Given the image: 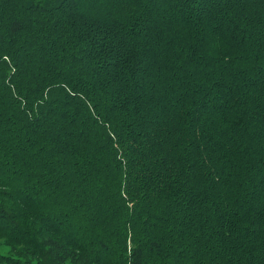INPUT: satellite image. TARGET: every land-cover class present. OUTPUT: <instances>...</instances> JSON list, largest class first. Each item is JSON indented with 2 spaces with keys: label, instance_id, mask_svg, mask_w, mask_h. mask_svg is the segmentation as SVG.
I'll use <instances>...</instances> for the list:
<instances>
[{
  "label": "trees",
  "instance_id": "trees-1",
  "mask_svg": "<svg viewBox=\"0 0 264 264\" xmlns=\"http://www.w3.org/2000/svg\"><path fill=\"white\" fill-rule=\"evenodd\" d=\"M0 244L264 264V0H0Z\"/></svg>",
  "mask_w": 264,
  "mask_h": 264
},
{
  "label": "rangeland",
  "instance_id": "rangeland-1",
  "mask_svg": "<svg viewBox=\"0 0 264 264\" xmlns=\"http://www.w3.org/2000/svg\"><path fill=\"white\" fill-rule=\"evenodd\" d=\"M11 259H14L11 249L4 244H0V264H7V262ZM15 260L17 261V259ZM69 264H72V263H69Z\"/></svg>",
  "mask_w": 264,
  "mask_h": 264
}]
</instances>
